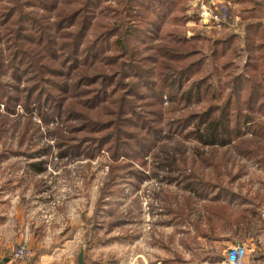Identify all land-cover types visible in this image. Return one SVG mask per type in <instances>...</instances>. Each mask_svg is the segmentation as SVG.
<instances>
[{
  "label": "trees",
  "instance_id": "1",
  "mask_svg": "<svg viewBox=\"0 0 264 264\" xmlns=\"http://www.w3.org/2000/svg\"><path fill=\"white\" fill-rule=\"evenodd\" d=\"M189 1L0 0V140L24 121L16 150H2L0 162L29 160L16 184L40 195L52 148L60 159L104 153L110 183L125 178L132 188L145 178L135 165L146 168L150 157L154 175L163 172L177 188L162 195L167 220L158 225L189 224L197 233L190 261L156 241L167 257L160 264L219 263L218 251L203 250L198 237L242 243L263 221L264 189L240 192L252 185L241 183L246 162L264 170L263 1H238L243 36L226 25L180 35ZM50 124L45 139L53 145L39 146L34 141ZM163 134L165 142H193L192 157L177 149L176 157L158 158ZM185 238L178 243L187 246Z\"/></svg>",
  "mask_w": 264,
  "mask_h": 264
},
{
  "label": "rangeland",
  "instance_id": "2",
  "mask_svg": "<svg viewBox=\"0 0 264 264\" xmlns=\"http://www.w3.org/2000/svg\"><path fill=\"white\" fill-rule=\"evenodd\" d=\"M213 1H215L214 7H218V3L223 2L231 5L232 16L230 13V24L232 26L231 28L228 26L229 31L231 34H233L232 30L242 32L235 35L243 36V26L238 18V12H240L239 0H211V3ZM260 1H263L264 4V0ZM205 3V10L214 8L210 3ZM187 6V14L191 19L185 26L187 31L185 28H180V35L184 31L186 36H192L196 32L204 34L209 33L210 29H220L222 27L211 28V26H207L208 24L204 25L206 23V21H203L206 18L205 11L195 6L192 0L188 2ZM213 13H216V11L213 10ZM192 18L197 19L193 21ZM203 22L205 23L203 24ZM19 109L20 112L18 111ZM0 113L4 114L2 107H0ZM16 114L19 117L22 116V110L18 106ZM12 117L16 118L15 116ZM18 122L20 123L19 128L13 133L9 131L6 137L0 140V152L6 149V153L9 154V150H16L18 135L24 122L23 118H19ZM52 128L51 124L47 128L42 126V137H37L33 141L39 146H52L53 141L48 138L45 139V133ZM161 140L163 142L161 141L156 149V155L160 159L165 153L171 155L177 153V149L185 152V157L189 159L192 157V149L196 147L191 141L173 139L165 142L164 134ZM146 160V168L135 165V168L142 172L145 178L138 188H132L128 185L123 186L125 178L120 180L122 183H110V160L108 155L102 153L93 160L72 159L69 157L60 159L56 154V149L52 148L46 157V172L43 175L46 189L39 196H37L38 194L35 195V200L42 201V204L38 205L42 206L44 204L43 208L39 206L35 208L39 207V210L43 212H37V218L35 217L36 212L30 214V216L34 215V220L36 218L35 228L42 231L45 227L48 230L52 229V227L55 229L54 226L57 222L65 223L60 226L64 228L66 224H70V221L79 219L81 216L90 218L95 204L96 209L101 203V206L98 207L99 215L95 223V229L92 232L89 229L84 233V236L86 235L84 240L88 244L83 245V250L88 264H160V261L167 257L166 253L157 247L156 241L161 242L165 246L169 245L172 251L181 253L183 258L188 260V246H195L194 242L188 238L189 234L195 235L193 227L189 224L158 225V223L167 220L162 215L164 213L163 203L160 202L162 195L168 192H177V188L166 183L163 179V172H159L155 176L154 174L157 170L153 165L154 163L150 157H146ZM29 162V160L22 157L8 155L5 160L0 162V186L3 183V179H8L9 177L12 180H17L20 178L22 176L21 173L27 170ZM245 164L247 176L242 179L241 183L246 184L247 180H251L252 185L241 188L240 192L242 195L253 197L256 190L260 188V184L263 183L264 175L260 171L261 169L257 168L253 162H246ZM10 173L12 176H8ZM12 180L11 183H13ZM108 182L111 185L110 187H106ZM120 187H124L122 195L103 193L105 188L118 189ZM234 187L237 188V185H234ZM17 192L13 193V195L17 196L18 199L20 194H26L25 200L32 196L30 192L26 191L24 185L19 187ZM262 192L260 190L261 194ZM7 193L11 194L12 192ZM13 195H8V198ZM102 202H106V205L102 204ZM261 204L259 212L264 210V202ZM24 230L27 231L26 228ZM95 235L99 240L95 238ZM82 237L80 241H83ZM179 238L188 240L187 246L179 244ZM168 240H172V243L168 244ZM213 249L215 250V248ZM217 251L219 253L218 249Z\"/></svg>",
  "mask_w": 264,
  "mask_h": 264
},
{
  "label": "crops",
  "instance_id": "3",
  "mask_svg": "<svg viewBox=\"0 0 264 264\" xmlns=\"http://www.w3.org/2000/svg\"><path fill=\"white\" fill-rule=\"evenodd\" d=\"M241 9L242 8H240V10ZM256 170L258 169L256 168ZM260 171L263 172L264 175V170ZM8 176H12L11 173ZM9 179V177L8 179H3V183ZM18 179H10L13 183H11L9 189L1 190L0 192V264H76L77 256L82 245L88 244V242L84 240L86 236H84V233L89 229V231L92 232L96 227L95 223L99 215L98 207L101 206V203L96 209L95 204L90 218L81 216L79 219L77 218L74 221H70V224H66L64 228H61L60 226H63L65 223L62 222L61 224L60 222H57L54 226L55 229L52 227V229L48 230L45 227L42 231L35 228V220L38 213L43 212L39 210V207L43 208L44 204L42 206L38 205L42 204V201L38 199L35 200L36 194L32 191L31 187L25 186L26 191L30 192L32 195L31 198L29 197L27 200L24 199L26 194L21 195L19 193V199L17 196L13 195V193H18L17 190H19V187H23V185L17 186L16 183ZM258 189H264V180ZM7 192L12 193L9 194ZM8 195L13 196L8 198ZM102 204L106 205V202H102ZM36 206L39 207L35 208ZM34 212H36L35 220L33 219L34 215L30 216V214H34ZM261 219L263 220L262 226L255 237L248 238L242 243H236L230 239L207 243L198 237L197 240L200 242L203 250L215 248V250H219V255L222 256V261L219 263L204 262L201 264H226L224 261L225 252L228 248H231L234 245L245 246L248 248L249 264H264V218L261 217ZM39 224L41 223L39 222ZM24 228H26L27 231H25ZM195 235H197L196 231ZM192 236L193 234H189L188 238L190 239ZM81 237L83 238V241H80ZM95 238L99 240L96 235ZM20 246H25L31 250L33 257L29 262L25 263L14 257V253ZM190 248L195 250L193 249V246ZM191 258L192 254L189 250V258L188 260H185L190 261ZM84 260L85 263L88 264L85 253Z\"/></svg>",
  "mask_w": 264,
  "mask_h": 264
},
{
  "label": "built area",
  "instance_id": "4",
  "mask_svg": "<svg viewBox=\"0 0 264 264\" xmlns=\"http://www.w3.org/2000/svg\"><path fill=\"white\" fill-rule=\"evenodd\" d=\"M210 3L212 7H214L215 1L211 3V0H192V3L201 8L203 11H205L206 18L203 21L204 25L211 26V28H220L223 25L230 26V13H231V5L227 2L218 3V7L209 8L205 10L206 3ZM213 10L216 11V13H213ZM237 21V19H236ZM233 24V23H232ZM233 34H241L242 32H237L236 30H232ZM20 112V109L18 110ZM260 215L262 218H264V210L260 211ZM249 250L245 246H237L234 245L231 248H228L225 252L224 261L226 264H249L248 261V254ZM14 257L22 262H29L33 255L31 250H29L25 246H20L17 251L14 253Z\"/></svg>",
  "mask_w": 264,
  "mask_h": 264
},
{
  "label": "water",
  "instance_id": "5",
  "mask_svg": "<svg viewBox=\"0 0 264 264\" xmlns=\"http://www.w3.org/2000/svg\"><path fill=\"white\" fill-rule=\"evenodd\" d=\"M76 264H86V263H85V260H84V250H83V245H82V247H81V249H80V252H79V254H78V256H77V262H76Z\"/></svg>",
  "mask_w": 264,
  "mask_h": 264
}]
</instances>
